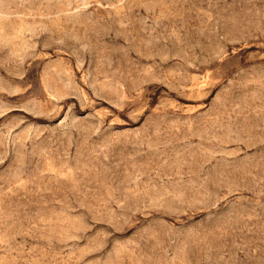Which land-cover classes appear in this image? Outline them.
<instances>
[{
    "label": "rangeland",
    "instance_id": "1",
    "mask_svg": "<svg viewBox=\"0 0 264 264\" xmlns=\"http://www.w3.org/2000/svg\"><path fill=\"white\" fill-rule=\"evenodd\" d=\"M0 264H264V0H0Z\"/></svg>",
    "mask_w": 264,
    "mask_h": 264
}]
</instances>
